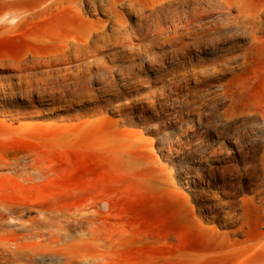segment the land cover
Returning <instances> with one entry per match:
<instances>
[{"label": "rangeland", "instance_id": "rangeland-1", "mask_svg": "<svg viewBox=\"0 0 264 264\" xmlns=\"http://www.w3.org/2000/svg\"><path fill=\"white\" fill-rule=\"evenodd\" d=\"M1 2L0 264H56L61 211L85 264H255L264 0Z\"/></svg>", "mask_w": 264, "mask_h": 264}, {"label": "bare ground", "instance_id": "bare-ground-1", "mask_svg": "<svg viewBox=\"0 0 264 264\" xmlns=\"http://www.w3.org/2000/svg\"><path fill=\"white\" fill-rule=\"evenodd\" d=\"M16 7H17L16 2L0 3V9H6L7 11H10V21H15L17 19V15L14 12ZM19 19L21 20L23 19V17H19ZM10 28L11 27H6V28L3 27V31H7ZM121 28H123V24L121 22H116L115 26L112 29L111 34L109 36L107 34L102 35L100 37V41H102V43L108 40L117 41L121 37V35H125V33L122 32ZM125 37L126 40H130L129 35L126 34ZM119 42H121V40H119ZM95 45H96L95 50H93L92 52H96L98 49H100L98 48L97 44ZM72 46H73L74 54L75 55L77 54L78 57H83L84 55L86 56L88 55V48H90V46H88L87 42L79 46L77 42L74 41L73 43H71V47ZM98 62L101 63V61L99 60ZM5 167H6V163L0 160V170L5 169ZM2 176L3 174L0 172V177ZM30 206L31 203L24 204L21 206L23 207V209H21L20 211L28 210ZM6 210L9 212L10 209L6 207ZM262 211H263L262 215H260L261 217L256 222L255 233L253 234L251 239L254 240V243L248 244L246 246L243 245V243L246 242L247 238L246 240L245 239L240 240L238 243L239 247L243 248L242 251L244 252L242 254L247 253L248 256L252 255L253 258H256L255 264H264V208H262ZM8 219H9L8 215L0 211V230L7 232V230H3L1 225L4 224V222ZM57 220H58V224L56 225L55 230L48 233L49 236L48 239L54 245L50 246L45 254L41 253L43 258L47 261L55 262L56 264H85L90 262L89 260L82 261L81 259L83 255L75 253L74 250L72 249L73 245H75V242H73L72 239L73 234L76 233L81 228V226L88 224V220L75 218L74 216L64 211L59 212L57 216ZM238 229H241V227L238 226L236 230ZM34 235L38 236L39 234L38 232L31 233V236ZM23 236H26V234H24ZM3 253L4 256L2 258L5 264H11L12 261L15 262L14 258L10 254L11 252L6 253L5 251H3Z\"/></svg>", "mask_w": 264, "mask_h": 264}]
</instances>
